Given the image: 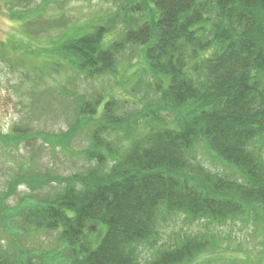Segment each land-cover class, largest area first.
Returning <instances> with one entry per match:
<instances>
[{"label": "trees", "instance_id": "1", "mask_svg": "<svg viewBox=\"0 0 264 264\" xmlns=\"http://www.w3.org/2000/svg\"><path fill=\"white\" fill-rule=\"evenodd\" d=\"M122 1L108 17L114 26L125 12L118 40L103 45L99 23L60 51L91 78L116 73L115 54L140 46L142 110L122 118L115 98L83 102L92 167L21 210L25 225L59 232L63 257L0 248V264H214L224 226L255 221L264 233V0ZM102 106L106 118L96 117ZM200 153L239 178L213 172Z\"/></svg>", "mask_w": 264, "mask_h": 264}, {"label": "rangeland", "instance_id": "2", "mask_svg": "<svg viewBox=\"0 0 264 264\" xmlns=\"http://www.w3.org/2000/svg\"><path fill=\"white\" fill-rule=\"evenodd\" d=\"M122 3L0 0V248L4 251L22 250L51 256L52 260L63 257L65 247L59 242V232L25 225L21 210L63 190L64 185L56 182L58 178L92 167L84 151L91 145L94 123L81 115L83 102L97 98L99 106L115 98L118 103L111 105V112L122 118L142 110L143 104H133L141 84L149 82L142 68L140 46L131 45L115 54L116 73L104 72L91 78L75 71L60 51L62 43L92 32L99 23L107 27L103 45L118 40L125 27V12L120 11L114 26L108 17L116 15ZM141 79L143 83L139 84ZM102 114L103 106L96 117L106 118ZM24 129L37 137L30 143L25 141L29 139L23 137ZM202 163L215 173H235L211 156H203ZM234 176L239 178L236 173ZM30 183L38 190L33 192ZM4 208L12 220L5 216ZM254 223L258 224L232 222L216 232L221 249L212 262L264 264V233Z\"/></svg>", "mask_w": 264, "mask_h": 264}]
</instances>
